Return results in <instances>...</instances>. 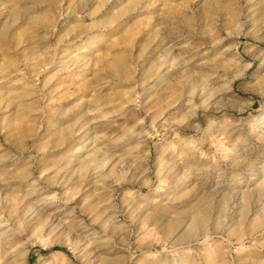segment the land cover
Returning a JSON list of instances; mask_svg holds the SVG:
<instances>
[{
    "label": "rangeland",
    "instance_id": "374dc122",
    "mask_svg": "<svg viewBox=\"0 0 264 264\" xmlns=\"http://www.w3.org/2000/svg\"><path fill=\"white\" fill-rule=\"evenodd\" d=\"M0 264H264V0H0Z\"/></svg>",
    "mask_w": 264,
    "mask_h": 264
}]
</instances>
